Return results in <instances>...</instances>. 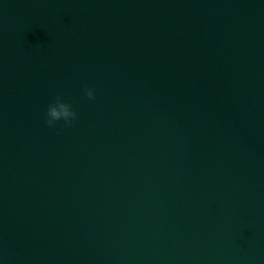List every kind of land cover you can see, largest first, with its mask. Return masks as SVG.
Here are the masks:
<instances>
[{
    "label": "water",
    "instance_id": "95a60500",
    "mask_svg": "<svg viewBox=\"0 0 264 264\" xmlns=\"http://www.w3.org/2000/svg\"><path fill=\"white\" fill-rule=\"evenodd\" d=\"M0 264H264V0H0Z\"/></svg>",
    "mask_w": 264,
    "mask_h": 264
},
{
    "label": "clouds",
    "instance_id": "9594fccd",
    "mask_svg": "<svg viewBox=\"0 0 264 264\" xmlns=\"http://www.w3.org/2000/svg\"><path fill=\"white\" fill-rule=\"evenodd\" d=\"M85 96L92 100L95 98V89L86 88ZM77 113L73 108L72 103L67 102L62 96H56L55 99L48 105L45 114V124L50 128H55L58 121L63 120L65 126H70L76 119Z\"/></svg>",
    "mask_w": 264,
    "mask_h": 264
}]
</instances>
